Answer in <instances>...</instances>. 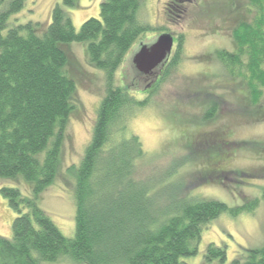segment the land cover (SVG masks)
Listing matches in <instances>:
<instances>
[{
  "label": "trees",
  "instance_id": "trees-1",
  "mask_svg": "<svg viewBox=\"0 0 264 264\" xmlns=\"http://www.w3.org/2000/svg\"><path fill=\"white\" fill-rule=\"evenodd\" d=\"M77 1L63 4L72 8ZM237 1L246 17L234 19L235 50H219L214 57L226 76L245 87L252 105H258L264 90V0ZM143 2L103 0L99 18L85 21L77 32L59 5L44 28L40 23H11L26 0H0V179L22 180L33 191L26 198L16 188L1 190L17 216L12 238L0 237V264H52L61 259L73 264H186L184 259L197 255L210 223L226 213L237 216L257 208V200L233 209L217 200L188 196L169 205V212L156 214L167 183L175 180L180 186L190 172L175 169L156 182L135 180L146 155L138 138L128 134L126 121L151 99L138 98L126 85L117 86L115 78L132 47L151 30L140 19ZM172 2L179 17L185 14V4L194 3ZM182 41H175V55L162 66L153 90L176 65ZM80 43L87 44L90 66L104 74L106 92L83 159L63 176L73 183L76 201V234L67 238L38 200L61 175L63 140L79 103L69 48ZM214 106L206 111V119L216 111ZM188 149L195 153L192 146ZM224 173L215 175L223 178ZM246 252L242 264H264V246ZM206 253L207 261L227 260L225 249L215 245Z\"/></svg>",
  "mask_w": 264,
  "mask_h": 264
},
{
  "label": "rangeland",
  "instance_id": "rangeland-1",
  "mask_svg": "<svg viewBox=\"0 0 264 264\" xmlns=\"http://www.w3.org/2000/svg\"><path fill=\"white\" fill-rule=\"evenodd\" d=\"M193 1L185 4V14L179 17L172 0H144L140 19L151 30L132 47L115 83L128 86L138 98L151 99L148 107L131 114L126 121L128 134L138 138L146 155L135 180L156 182L175 169L190 172V178L180 186L175 180L167 183L162 198H156V214L169 212V205L173 207L188 196L199 201L217 200L233 209L259 201L253 213H226L210 223L202 233L197 255L183 260L186 264H231L234 260L242 264L248 249L264 246V90L262 101L252 105L245 87L226 76L214 57L216 51L235 50L231 33L238 22L234 19L246 17L243 7H238L240 2ZM232 1L236 4L230 6ZM102 2L78 0L68 8L63 0H26L24 9L12 16L11 23H40L46 28L52 9L59 5L79 32L85 21L99 18ZM203 8H207L206 12ZM163 34L183 41L176 65L166 71L160 86L153 90L163 67L144 76L135 69L133 58L143 46L153 45ZM177 48L175 42L171 58ZM69 51L75 65L70 72L76 82L78 108L71 115L64 136L60 178L40 195L38 205L65 237L74 238L75 190L63 176L83 159L106 86L104 74L89 64L86 43L73 44ZM142 91L149 93L142 95ZM214 103L216 111L206 119L205 113ZM191 146L195 153L190 154ZM209 149L212 150L208 152ZM222 172L223 178L215 175ZM3 188L19 189L26 198L33 191L22 180L0 179V237L11 239L17 215L3 198ZM209 245L225 249L227 260L207 261ZM52 264L73 263L61 259Z\"/></svg>",
  "mask_w": 264,
  "mask_h": 264
},
{
  "label": "water",
  "instance_id": "water-1",
  "mask_svg": "<svg viewBox=\"0 0 264 264\" xmlns=\"http://www.w3.org/2000/svg\"><path fill=\"white\" fill-rule=\"evenodd\" d=\"M175 38L171 34L161 35L151 46H143L133 58L135 69L144 76H151L171 57Z\"/></svg>",
  "mask_w": 264,
  "mask_h": 264
}]
</instances>
